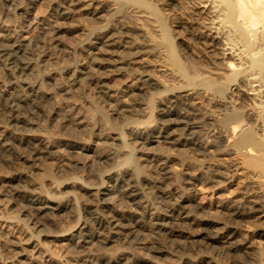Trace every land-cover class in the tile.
<instances>
[{"label": "rangeland", "instance_id": "obj_1", "mask_svg": "<svg viewBox=\"0 0 264 264\" xmlns=\"http://www.w3.org/2000/svg\"><path fill=\"white\" fill-rule=\"evenodd\" d=\"M2 1L3 0L0 1V29L6 28V30H16L23 34H31L35 31L37 32L38 27L40 26V22H44V20L47 21L48 19H52L55 22L59 21L58 23H61L63 27L61 33L55 32L50 35L51 38H49L50 36H48L47 38L45 37V46L43 41L41 42V44H39L41 47H39L38 45L39 49L36 48L38 49L39 53H42L43 59L45 61L49 60L48 62H41L39 74H30L28 76L30 79L26 77L23 79H18L17 81L11 78L10 79L12 81H9L8 77L6 78V81L9 82H6L8 91L20 88V86L24 82H30L33 84L40 83L42 85L41 88H43L44 85L48 87L52 93V99L50 103H54L53 105L50 104L52 108L51 111H53V116L49 117L48 115H46V113L44 114V112L39 108L32 107L31 111L35 113L34 118L36 120V124H34L33 126L34 128H28L27 126L15 128L13 125H11L12 123L8 121H4L3 123L6 129L8 128L11 132L18 136L26 134H38L47 136L54 142L57 140L55 142L57 149L51 154H47L44 159L42 158L39 161L32 162V164L26 159L21 158L18 155L19 152L14 149H10L4 155L0 156V171L6 169L7 171L15 173L17 179L19 180V183L26 187V189L29 188L32 191L38 189L35 190L38 193L41 188H43L44 192L50 195H69L74 199L76 203V212H72L71 210L52 212L51 218L56 221V226H53L54 230L71 231L80 236L82 234H86L89 241L85 246V250L89 251V254L93 256H98L100 254H112L116 257L118 256L120 259L123 258L127 260L128 258V261L132 262L133 264H196L190 262L189 260L203 259V257L204 259L210 257L213 258L216 264H264V236H260L259 234H257L259 230H264V215L259 214L255 216V218L252 217L249 219V221L241 223L238 228L239 231H237V233L233 234L232 236L229 235L228 237H226V224L222 219V212L217 210L216 205H214L216 197L218 196L217 194H219L220 199L226 201L229 205L233 204L236 200L237 202L243 200L241 201V205L248 206L250 205L249 198H243V190H245L244 186H248V189H264L263 178L259 176V173H257L258 171H250L238 164L240 159L245 157V154H243L241 151L236 150L235 147H231V145L229 144L233 140V134H235L230 132H233L232 127L234 126V123L227 120L224 116V114L228 112L238 110L240 112L239 119L243 120L242 122L244 124L252 123L258 137L264 140V136H261L262 134H264V125H261L262 120H256V116L258 114L264 117V111H262V108L256 105L254 106L252 104V99L248 98L245 94H241V91H237V89L234 90L235 87L228 88V92L226 93L227 95H230L232 97V103L226 100L227 95L224 98V96L222 97L218 93L211 95L208 99L204 98L200 96L201 94L199 90L197 88H194L193 92L189 96V101H194V103L192 102L194 105H203L206 111L203 112L204 115L200 120L197 121L195 125L190 126L189 129H187V134L194 132V134L199 137V140L201 141V144L203 148L206 149V151L203 153H197V151L193 147H190V145L182 144V141L179 142L175 140H161L159 142H150L148 143V147L150 151L158 150V152L170 153L172 158L170 157V159L168 160L169 164L172 165L171 167L174 168L173 170L175 172H177L179 175L181 174V179L178 183V189L180 188L179 190L184 192V194L187 195L188 193H190L188 190V181L190 180V178L187 177V174L193 173L194 177L200 178L197 181L195 180L196 182L193 187L196 186V188L198 189L197 192L199 197H201V199H203L204 201L210 202V205L204 206L203 209L200 210L201 214L199 215L201 216L192 215V213L189 212L190 208H188L187 216H191L189 217V219L181 218L179 216H173V218L168 217L166 220L160 221V226H155L156 228H153L152 225L154 224L155 219H153L152 214H149L147 212L144 215L145 209L141 206L140 203L131 201L129 198L123 196L117 190L114 191V193H112L111 195L114 196V199L116 198V206L119 209L117 210V213L122 214L126 210V212L128 211L127 213L132 212L137 215L136 217H141L143 222L141 229L142 232H140L141 234L138 233V235L130 239L120 238L104 240V235L107 234L109 230L98 229L94 221H92V217L89 211L86 210L85 207H83L85 206L83 205V201L86 200V198H92V195L85 189V187L89 185H98L100 183L108 186L111 184L108 179V172L124 171L125 169H133L135 167V162L131 160L130 157H132L133 159V157L141 155L145 147H142V144L139 143L138 139L134 138L136 135L135 132L138 130V128L142 126H151L155 127L159 131L160 128L161 130H164L166 128L168 132L173 133L175 137H180V133H182L183 129L179 127L184 125L182 121L185 119L181 113V110L178 108H174L173 110L169 108L171 111H173L170 115H168L166 111L163 112L161 110L164 107L171 105L169 101L170 98L173 96V93H177L176 91L178 90V87L182 85L183 82L180 78L178 79V77H173L172 74L162 71L163 67L165 65H168V60L163 50L153 45L155 40L154 37L156 35V32L154 31L155 28L151 25L150 22L144 19L143 16H141L140 14H136V12L134 13L132 11L115 15L107 13V16L110 17V21H107L103 17L101 19L99 15H83V11L82 9H80L82 6L81 5L80 7L78 6L74 8L73 13H70L71 16L62 19L56 17L58 15L56 11L57 6L55 4V0H16L13 3H8V5H1ZM178 1L179 0H172V3L170 4L171 6L162 5V7L159 5L158 1L156 3L163 10V13L165 12V17H168V24L170 25L171 23L170 28L175 39L174 41L176 47L177 49H179L178 51L181 58L184 60L191 71L197 68L196 70H199L201 73L211 71L209 74L212 76H216V74H214V71L217 67L204 53V51L208 49V39H204V37H194L186 31V27H182L186 24L181 22L177 13L181 12L188 15L189 11L188 7L185 4H180ZM103 13L106 14V12ZM126 14L128 15L126 16ZM41 17L42 20H40ZM177 17L179 19H177ZM30 19H34V22L32 24H29ZM133 19L134 21H132ZM107 22H109L110 28L106 32L113 33V36L121 39V43H125V45H127V48H121L123 50L118 54H127V51H130L129 49L131 47V50H136L134 52V59L136 62L134 61L135 63L132 64L131 68L129 67L130 69L127 68L128 70L124 69L123 71L119 69H107L105 74H102V71H98L95 73V70H92L93 66L91 57L95 56L99 48L104 46L105 40L103 39V35H105L104 33L106 32L99 30V27L107 24ZM126 24L132 26L130 31L129 29L127 30V28H125L124 25ZM144 26H146L148 29ZM116 29L118 30L116 31ZM63 31H65V33H63ZM152 33H154V35ZM177 33H180L183 37H178ZM263 35V31H261L257 35V39H259V43L261 45L264 44L262 42L264 41ZM134 37L139 41V44L137 46H134ZM262 37L263 39H261ZM114 49L115 48H113V50ZM114 51L116 52V49ZM2 64L4 63L0 61V67L6 68L5 64ZM47 64L49 65L47 66ZM134 66L137 67H135L134 69ZM143 69L144 71H142ZM91 73L95 75L94 79ZM140 74L152 75L157 79V81H159V83L156 84L159 86L156 87V85L153 84L146 87L144 85L145 87L136 89L135 92H132V88L128 87L127 85H129V83L136 86L138 84H141L142 82L137 80V77L140 76ZM32 76L36 77L33 78ZM103 76L107 78H105V82L106 88L108 86L107 91L109 94L106 96L101 94V89L98 88L97 85L98 77L101 78ZM31 79H33V81ZM239 81V85H241L242 87L246 85V82L244 80ZM11 82H15L16 84ZM91 97L93 99H91ZM121 98L127 99V102L132 105L133 111L129 112L122 109L123 106L120 105L119 102ZM228 99L230 100L231 98L229 97ZM2 100L0 99L1 103H5V98H3ZM66 107L68 108L66 109ZM248 107L251 108L247 109ZM66 110L68 113L65 112ZM99 110H102L110 116L113 125L110 129L112 130V132L115 130L122 131L123 142H125V145L118 141H115L114 143L110 142V144L106 142L103 143L102 140L100 141L99 134L101 130L99 129L109 130V128L105 124L104 120H102V117L99 114ZM64 112L66 113V115ZM86 112L87 114H85ZM79 117H82L85 123L89 122L88 124L90 125H88V127H83L81 124H78L77 121ZM72 122H74L75 124H73ZM64 123L68 126V129L66 128V125ZM59 125H61V127L63 126V128H60ZM4 126L3 128H5ZM35 127L38 129H36ZM192 129H194L195 131ZM73 130L74 133L70 132ZM134 130L135 132H133ZM157 130L156 132L158 133L159 131ZM83 131L85 132L83 133ZM77 132H79V134ZM183 136H186V134H184ZM71 138H77L83 144H86L89 147L83 158L77 155L68 154L66 152L64 142ZM139 144L141 145L139 146ZM58 148H60L61 150ZM99 150H104L108 153L110 152L109 158H107V160L104 159L105 161L103 160L102 163H97L93 160L94 155L101 152ZM249 154L256 155L257 152L251 149ZM75 162L77 165L75 164ZM149 164L152 163L149 162ZM74 165H76V167H74ZM153 165L154 164L148 166L145 165V170H147L148 172H151L152 170L156 173V168L154 167L155 165ZM173 166H175L176 168ZM215 167L221 171H224L225 175L232 176L233 174V180L230 183H224L220 191L215 189L214 182L208 181V177L210 175L209 173ZM47 171H50V175L49 173H47ZM193 180L194 179H191L190 182L192 183ZM32 187L34 190L32 189ZM154 194L147 195L144 191H142V193L139 192L137 200L142 201L143 205H150L149 207L152 208V206L156 205L158 201H161V197L158 198L159 193ZM256 194L257 196H259V198H256L262 199L264 202V192H257ZM111 196H108V199H106V197H101L99 195L97 196L98 202L104 203L105 201L111 200ZM22 207L23 203H18L16 206L9 204L7 201V197L4 196L3 193L1 194L0 185V222H2L3 225H9L10 227L8 230L7 228L5 229L4 227L0 226L1 264H15L16 262H18L16 264H24V262L22 261L23 255L22 252H20L23 250L20 245L16 244V242L14 241L15 232L17 233L19 231L17 234L22 237H28L30 234H28L30 230L28 228L27 221L21 219L18 214L19 210ZM127 209H129L130 211ZM149 212H152V210H149ZM202 218H210L215 220V227L217 228H214L216 230H214V232H217L221 235L220 241H218V243L213 245H208L205 243V233L203 229ZM186 220L189 223H187ZM164 222H166L168 225ZM180 230H184L185 234L187 235L185 238H182V245L180 244V242L174 240V233ZM33 240L34 242L31 248L37 246L42 256L44 255L43 257H46L49 261H51L52 264H78L70 255L66 254L63 249H61L62 247L59 246L58 243H54L48 239L46 240L44 237L42 238L40 236H34ZM150 244L154 245L152 246ZM155 244H160L162 246V248H160L162 249V251H159ZM6 248H8L9 250ZM140 256L145 257L149 262L144 263L143 261H140L137 258Z\"/></svg>", "mask_w": 264, "mask_h": 264}, {"label": "bare ground", "instance_id": "obj_2", "mask_svg": "<svg viewBox=\"0 0 264 264\" xmlns=\"http://www.w3.org/2000/svg\"><path fill=\"white\" fill-rule=\"evenodd\" d=\"M15 1L16 0H3L1 5L2 4L8 5V3H13ZM157 1L161 7L162 5H170L172 3V0H91V1H88V0H67V1L66 0L64 1L55 0V4L57 6L56 11L58 15L56 17L62 18V19L71 16L70 13H73L74 8L78 6L80 7L81 5L82 6L80 9H82L83 15H86V16L91 15V14L99 15L101 19L103 17L107 21H110V17L107 16V13H111L112 15H115L119 13H126V12L133 11L134 13L136 12V14H140L141 16L144 17V19L150 22L151 25L155 28V30L153 29L156 32L153 45L161 48L167 57L168 65H165L163 69L162 68L160 69H162V71L164 72L172 74L173 77L176 76L178 77V79L180 78L181 81L183 82V84L178 87V90L176 91L177 93H173V96L170 98L169 101L171 105L168 104L169 106H166L161 110L163 112L166 111L168 115H170L173 112L170 109L173 110L174 108H178L181 110V113L185 119L182 121L184 125L179 127L183 129L182 133H180V137H175L173 133L168 132L166 128L165 129L163 128L164 130H161L160 128V131H159L155 127L142 126L138 128L137 130L138 132L137 131L135 132L134 130L133 132L136 133L134 138L138 139L139 143L142 144V147L145 146L144 151L141 153V155L137 157H133V159L132 157H130V159L135 162V167L133 169H128V170L125 169L124 171L108 172V179L111 183L108 186L100 183L98 185H89L85 187V189L92 195V198L91 199L86 198V200L83 201L84 202L83 205H85L83 207H85L86 210L89 211L92 217V221H94L98 229H108L109 230V232L107 231L108 233L104 235V238H103L104 240L120 239V238L130 239L138 235V233L142 232L141 229H142L143 222H142L141 217L140 218L136 217L137 215H135L132 212L127 213L128 211L126 212V210L122 214L117 213L118 212L117 210L119 209L116 206V202H115L116 198L114 199V196H111L112 193H114V191H117V190L123 196H126L127 198H129L131 201L135 203H140L141 206L145 209V210L143 209L144 215L147 212L149 214L150 213L152 214L153 219H155V222L152 225L153 228H156L155 226H160V221H164L168 217L173 218V216H179L181 218L189 219V217L191 216H187L188 208H190L189 212L192 213V215L197 216L201 214L200 210L203 209L204 206L210 205V202L204 201L203 199H201V197H199L198 192H197L198 189L196 188V186L193 187L195 182L199 180L200 178L194 177L193 173H188L187 177L190 178V180L188 179L189 180L188 190L190 193H188L187 195L184 194V192L179 190L180 188L178 189V183L181 179L180 177L181 174L179 175L177 172H175L173 170L174 168L171 167L172 165L169 164L168 160L170 159V157L172 158L170 153L158 152V150L150 151L148 147L149 146L148 143L150 142H154V141L159 142L161 140H164V141L165 140H168V141L175 140L179 142L182 141V144L190 145V147H193L197 151V153L198 152L203 153L206 151V149L203 148L201 141L199 140V137L195 135L194 132L187 134V129H189L190 126L195 125L197 121L200 120L202 116L204 115L203 112L206 111L203 105L201 104L194 105L193 104L194 101H191V102L189 101V96L193 92L194 88H197L199 90L201 94L200 96L208 99L211 95L216 94V93L220 94L222 97L224 96L225 98V96L227 95L226 93L228 92V88L235 87L234 90L237 89V91H241L242 92L241 94H245L248 98L252 99L253 101L252 104L254 106L255 105L259 106L262 108V111H264V44L261 45L259 43L260 42L259 39H257L258 33H260L261 31L264 32V0H179L178 1L180 4H185L188 7V11H189L188 15L181 13V12L177 13L181 22L186 24L182 27L183 28L186 27V31L189 32L194 37H197V38L204 37V39L205 38L208 39V49H206L204 53L211 59L212 63L217 67L215 70L216 72L214 71V74H216V76L210 75L209 73L211 71L206 72L208 73L206 74V73H201L199 70H196L197 68H195V70L193 71H191L188 68L187 64L184 62V60L181 58L179 54V51H178L179 49H177L176 47V44L174 41L175 39L173 37V33L170 28L171 23L170 25L168 24V21H167L168 17H165V14H164L165 12L163 13V10L157 5L156 3ZM103 12H106V14ZM127 15L128 14H126V16ZM42 17L40 20H42ZM179 18L177 17V19ZM132 21H134V19ZM29 22H30L29 24H32L34 22V19H30ZM58 22L59 21L55 22L52 19L50 20L48 19L47 21L44 20V22L43 21L40 22V26L38 27V30L36 29L37 32L34 30L35 32L31 34H23L16 30L14 31L6 30V28L0 29V61L3 62L6 67V68L0 67V99L2 100L3 98H5V103H1L0 101V156L4 155L8 150L14 149L19 152L18 155L21 158L26 159L32 164V162L39 161L42 158L44 159L47 156V154H51L57 149V146L55 143L57 140L54 142L47 136L38 135V134H26V135L18 136L14 134L13 132H11L8 128L6 129L3 123L4 121H8L12 123L11 125H13L15 128L23 127V126L32 128L34 124H36L35 122L36 120L34 118L35 113L31 111L32 107L39 108L41 111L44 112V114L46 113V115H48L49 117L53 116L52 114L53 111H51L52 109L51 105H53L54 103L53 104L50 103L52 99V93L48 87L44 85L43 88H41L42 85L40 83L39 85V84L30 83V82H24L22 83L20 88L14 89L12 91H8L6 87V82L7 83L9 82L6 81V78L8 77L9 81L11 79L17 81L18 79H23V78L28 77L30 74L31 75L39 74L41 62L42 61L44 62L45 60L43 59L42 53L38 52V49H39L38 45L44 41V46H45V40H46L45 37L47 38L52 33H55V32L61 33V31L63 30V27H62V24ZM124 26L125 28H127V30L129 29V31L132 28L131 25L126 24ZM144 27L147 28L146 26ZM99 28H100L99 30L106 32L110 28L109 22H107V24ZM117 30L118 29H116V31ZM63 33H65V31H63ZM104 34H105L103 35L104 36L103 39H105L104 46L100 47L96 55L91 57L92 66H93L92 70H95V73L98 71H102V74H105L107 69L108 70H112V69L118 70L119 69L123 71L124 69L126 70L130 69L132 67V64L136 62L134 59V55H135L134 52L136 50L135 51H133L134 49L131 50L132 47L130 46L131 47L129 49L130 51H127V54L125 55L118 54L119 52L123 50L121 48H125V47L127 48V45H125V43L124 44L121 43V39H118L117 37L113 36V33L111 32H106ZM152 34L154 35V33ZM177 34H178V37L180 38L183 37L181 36L180 33H177ZM49 38H51V36ZM261 39H263V37ZM133 40L135 42L134 46H137L139 44V41L135 37ZM262 42L264 43V41ZM39 47L41 46L39 45ZM113 48L116 49V52L114 51L115 49L113 50ZM48 61L46 60L45 62H48ZM48 65L49 64H47V66ZM135 67L137 66H134V69ZM142 71H144V69ZM92 76L94 79L95 75L92 74ZM105 78L106 77L103 76L101 78L98 77L97 79L98 88L101 89V92H102L101 94H103L104 96L109 94L107 91L108 86L106 88ZM31 80L33 81V79ZM137 80L141 81L142 85L138 84L136 86L130 83L129 85L126 84L128 87L132 88L131 89L132 92H135L136 89H141L145 86L147 87L149 85H153V84L156 85L157 83H159V81H157V79L150 74H143V75L140 74V76L137 77ZM239 80H242V81L244 80L246 82V85L244 87L239 85V82H240ZM11 83H15V82H11ZM157 86L159 85H156V87ZM229 97L231 98L230 100L228 99ZM226 98L228 102L232 103L231 102L232 97L230 95H227ZM91 99L93 98L91 97ZM119 102H120V105L123 106L122 109H124V111H129V112L133 111V107L129 102H127V99L121 98ZM67 108L68 107H66V109ZM250 108L251 107H248L247 109H250ZM65 112L68 113L67 110ZM85 114H87V112ZM99 114L101 115L102 120H104L105 124L109 128V130L99 129L101 130V132L99 131L100 141L102 140L103 143L106 142L108 144H110V142L114 143L115 141H118L122 143L123 145H125V142H123L122 131L115 130L112 132V130H110L113 126L110 116L107 115L102 110H99ZM224 116L226 117L227 120L232 121L234 123V126L232 127L233 132L232 131L230 132L235 133V134H233V140L229 144L231 145V147H235L236 150L241 151L243 154H245V157L241 158L238 164H240L241 167L246 168L250 171H258L257 173H259V176L263 178V182H264V140L258 137L257 132L252 123L244 124L242 122L243 120L239 119L240 112L238 110H233L231 112H228L224 114ZM256 120H259V121L262 120L261 125L262 126L264 125V117L262 115L258 114L256 116ZM74 122L72 123L75 124ZM77 123L81 124L83 127H88V125H90L88 124L89 122L85 123L82 117L78 118ZM100 125H101V122H100ZM3 126L5 128H3ZM59 126L60 128H63V126L62 127L61 125ZM67 127L68 126L66 125V128ZM78 129H81V128H78ZM156 130L159 132L157 133ZM85 131H83V133ZM70 132L74 133V130ZM77 133L79 134V132ZM184 134H186V136H183ZM261 136L263 137L264 134H262ZM141 144H139V146ZM64 147L68 154L77 155L82 158L84 157L87 150L89 149V147L86 144H83L77 138H71V139L66 140L64 142ZM251 149L255 150L257 154L256 155L249 154ZM109 153L103 150L95 154L93 157V160L96 161L97 163H102L104 159L107 160V158H109L110 156ZM149 162L155 165L153 166L156 168L155 170L156 173L153 172L152 170L151 172H148L147 170H145V167H146L145 165L147 166L152 165V164H149ZM76 165H74V167H76ZM47 173H49L50 175V171L49 172L47 171ZM224 173H225L224 171H221L217 169L216 167L213 168L209 173L210 175L208 177V181L214 182L215 189L219 191L223 187L224 183H230L233 180V174L231 176V175H225ZM191 179H194L192 183L190 182ZM263 182H262V185H263ZM0 185H1V194L3 193V195L7 197V201L9 204L16 206L18 203L19 204L23 203V207L19 210L18 214L21 219L27 221L28 228L30 230L28 234L29 233L30 234L28 237L27 236L22 237L17 234L19 231L17 233L15 232L14 241L16 242V244L20 245V247L23 250V251H20V250L19 251L22 252V255H23L22 261L24 262V264H37V263L52 264L51 261H49L46 257H43L44 255L42 256L37 246L36 247L34 246L31 248L34 242L33 240L34 236H40L42 238L44 237L46 240L48 239L54 243L55 242L58 243V245L62 247L61 249H63V251L66 254L70 255L73 258V260L77 262L78 264H133L132 262L128 261V258L127 260L123 258L120 259L118 256L116 257L112 254L110 255L100 254L98 256H93L89 254L88 253L89 251L85 250V246L87 242L89 241L87 239L86 234H82L80 236L71 231L54 230L53 226L54 227L56 226L55 225L56 221L51 218V214L53 211L57 212V211H62V210H66V211L71 210L72 212H76V203L74 199L71 198L69 195H64V196L50 195L44 192L43 188H41V190L38 193L35 191L38 189L34 190L33 187L32 189L34 191H32L29 188L26 189V187H24L21 183H19V180L17 179L16 174L13 172L7 171L6 169L0 171ZM244 187H245V190H243L244 191L243 198L244 197L249 198L250 205L248 206L241 205L242 204L241 201L243 200H240L239 202H237L236 200L233 204L229 205L227 204L226 201L220 199L219 194H217L218 196L216 197L214 205H216L217 210L222 212V215H223L222 219L226 224V232H225L226 237H228L229 235L232 236L233 234L237 233V231H239L238 228L241 225V223L243 222L245 223V221H249L250 218L252 217L255 218V216L259 214L264 215V202L262 199L256 198V197L259 198V196H257L256 193L264 192L263 191L264 189L258 188V190H256V189H248V186H244ZM141 190L144 191L147 195H153L154 193H159L158 198L161 197L160 199L161 201H158V203L156 205H153L152 208L149 207L150 205L149 206L147 204L143 205L142 201L137 200L139 192L142 193ZM99 195L101 197L102 196L106 197V199H108L107 198L108 196H111V200L105 201L104 203H99L98 197H97ZM148 208L149 210H152V212H149ZM202 220H203V223H202L203 229L205 233L204 234L205 243L208 245L209 244L213 245V244L218 243V241H220L221 235L217 232H214L215 230L214 228H217L215 227V224H216L215 220L210 219V218L208 219L202 218ZM187 223L189 222L187 221ZM0 226L4 227L5 229L7 228L8 230L10 228L9 225H3L2 222H0ZM257 234H259L260 236L261 235L264 236V230H259ZM186 236L187 235L185 234V231L180 230L174 233V237H175L174 240H176L177 242H180L181 244L182 238H185ZM98 239H101V238H98ZM171 239H172V236H171ZM156 247L158 248L159 251H162V249H160L162 248L160 244H157ZM137 258L140 261H143L144 263L149 262L145 257L140 256ZM189 261L192 263H196V264H216L213 258L211 257L206 258V259H204L203 257V259H198V260L190 259Z\"/></svg>", "mask_w": 264, "mask_h": 264}]
</instances>
